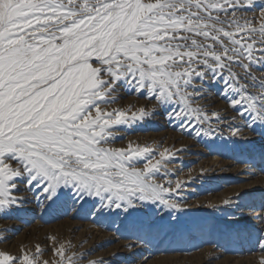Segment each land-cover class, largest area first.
<instances>
[{"label":"snow or ice","instance_id":"1","mask_svg":"<svg viewBox=\"0 0 264 264\" xmlns=\"http://www.w3.org/2000/svg\"><path fill=\"white\" fill-rule=\"evenodd\" d=\"M253 8L258 15H246ZM206 81L223 82L229 120L198 103ZM124 86L151 107L110 108ZM158 109L197 136L227 133L246 145L256 143L246 132L264 137V0H0V213L22 207L27 193L40 207L67 197L92 199L97 212L183 211L172 198L186 183L172 187L174 152L112 146L119 126ZM247 195L208 208L247 232L264 264V228L239 226L241 217L264 226V199L242 204ZM53 254L0 250V264H98L55 240Z\"/></svg>","mask_w":264,"mask_h":264},{"label":"rangeland","instance_id":"2","mask_svg":"<svg viewBox=\"0 0 264 264\" xmlns=\"http://www.w3.org/2000/svg\"><path fill=\"white\" fill-rule=\"evenodd\" d=\"M253 13L258 15L259 8L246 15ZM222 84L206 81L204 97L198 103L209 113L216 111L229 120L234 112L227 108ZM144 105L151 107L143 95L124 86L118 89L116 103L109 107L135 109ZM246 134L256 143H233L227 133L197 136L170 122L159 109L134 125L119 126L114 147L132 142L153 147L157 158L164 148L175 153L168 164L172 187L177 180L186 183L172 198L180 199L184 210L169 215L168 210L157 211V206L148 205L131 215L122 210L97 212L98 203L92 199L74 205L67 197L40 207L27 193L29 199L22 207L0 213V250L18 254L34 251L39 245L42 259L54 261L55 240L98 264H256L261 253L247 232L238 235L226 223L225 214L208 208L209 203L219 205L224 198L242 191L249 193L242 204H259L264 199V158L260 155L264 137ZM137 166L143 167V163ZM20 194H25L23 186ZM239 223L240 227L248 224L247 230L253 234L264 228L256 221L250 223L247 217H241ZM129 244L135 247L130 249Z\"/></svg>","mask_w":264,"mask_h":264},{"label":"bare ground","instance_id":"3","mask_svg":"<svg viewBox=\"0 0 264 264\" xmlns=\"http://www.w3.org/2000/svg\"><path fill=\"white\" fill-rule=\"evenodd\" d=\"M9 240V239H8Z\"/></svg>","mask_w":264,"mask_h":264}]
</instances>
